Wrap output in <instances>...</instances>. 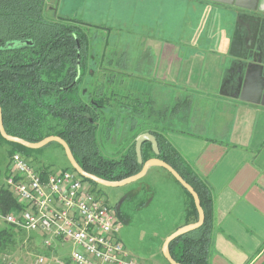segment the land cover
<instances>
[{"label":"crops","instance_id":"0c3cea01","mask_svg":"<svg viewBox=\"0 0 264 264\" xmlns=\"http://www.w3.org/2000/svg\"><path fill=\"white\" fill-rule=\"evenodd\" d=\"M235 1L67 0L74 13L81 11L78 17L86 24L92 26L90 22L97 20L94 27L106 33L114 25L134 30L135 42L150 51L135 58L136 74L126 54L120 53L117 71L140 80L125 91L152 101L147 127L167 140L210 191L208 264H264V104L239 99L228 83L237 67V57L231 52L234 31H245L248 18L243 13L251 12L250 0H237L236 6L231 4ZM50 4L45 8H51ZM59 8L57 1L48 17ZM257 10L264 15V0H258ZM135 119L140 124L144 121L138 115ZM132 133L124 138L129 141ZM149 172L161 185L154 208L149 207L153 198L141 205L142 248L137 252L118 238L130 257L146 264H167L162 244L177 228L191 222L186 215L190 198L166 169L151 166L144 175ZM123 213L118 211L119 230L128 222ZM14 227L13 238L23 247L19 252L12 247L0 252L2 264H59L53 257L60 258L61 264H73L70 240L54 237L45 246L42 231L19 232ZM41 255L46 261L36 262Z\"/></svg>","mask_w":264,"mask_h":264},{"label":"trees","instance_id":"16d2710c","mask_svg":"<svg viewBox=\"0 0 264 264\" xmlns=\"http://www.w3.org/2000/svg\"><path fill=\"white\" fill-rule=\"evenodd\" d=\"M45 6V0H0V107L6 133L28 142L57 135L65 140L85 171L106 180H119L140 170L141 164L137 162L134 151L135 138L140 131H150L158 143V157L193 187L204 212L200 226L169 243L170 254L181 264H208L212 235L209 189L186 167L167 140L147 127L145 121L153 107L150 99L138 97L131 91H119L115 86L107 91L93 88L95 82L102 86L106 79H111L105 75L107 73L118 78L116 68L122 62L117 61V67L107 65L104 75L101 74L104 70L98 69L101 67L99 63L98 67L95 66L98 70H88L90 60L94 62L87 35L89 25L77 17L45 16ZM157 111L163 113L162 110ZM136 115L143 117L142 124L136 123ZM113 129L116 132L112 133ZM120 130L122 135L133 131L130 140L124 135L119 137L123 151L119 150L113 157L105 156L100 149L99 138L120 136ZM0 140L8 145V156L19 152L28 161L32 152L47 145L61 147L50 142L41 148L31 149L7 141L1 135ZM141 154L143 160L154 156L149 142L142 144ZM66 168L74 171L69 162L63 169ZM39 171L45 173L47 169ZM185 192L190 198L187 221L195 222L197 209L191 194L187 190ZM22 208L10 190L0 185V217L10 210ZM15 229L5 220L1 222L0 252L7 249Z\"/></svg>","mask_w":264,"mask_h":264},{"label":"built area","instance_id":"2783aa9c","mask_svg":"<svg viewBox=\"0 0 264 264\" xmlns=\"http://www.w3.org/2000/svg\"><path fill=\"white\" fill-rule=\"evenodd\" d=\"M85 183L70 168L42 173L14 152L5 184L23 208L10 210L2 218L18 229L42 231L45 246L54 237L70 240L73 264H146L130 257L119 240L116 207L102 201ZM45 261L37 256L36 262ZM53 261L63 263L58 257Z\"/></svg>","mask_w":264,"mask_h":264},{"label":"rangeland","instance_id":"374dc122","mask_svg":"<svg viewBox=\"0 0 264 264\" xmlns=\"http://www.w3.org/2000/svg\"><path fill=\"white\" fill-rule=\"evenodd\" d=\"M45 1L46 4L52 1V4H50L52 7L55 6V4L57 5V1L61 2V8H59L60 10H57L56 15L77 17L78 19L80 18L78 16L82 15L81 11L79 12V15L74 13V10L68 6L67 0ZM52 7L49 9L45 8V16H51V13L49 11H52ZM95 21L97 20H92L90 22L92 26L89 25V28L87 30V35L89 37V42L91 45V58H93L94 60V62L90 60L88 70H92L93 68L95 69V66L98 67L99 64L101 66L98 68L99 70H101V68L102 70H104L107 65L117 67V58H119L120 53H123L126 54V57L131 61L127 62L132 64V66L134 65L131 71L134 70L133 73L136 74L137 63L134 62L135 58H139L143 53H150V51H144L142 47L135 42L136 40H134V30H120L114 25L110 27L111 32L106 33L105 31L94 27L93 24L96 23ZM99 25L104 26V23H101ZM106 27L109 28V26ZM144 36H146V34H144ZM91 61L93 63H91ZM118 63H121V61L118 60ZM98 69L96 68L95 70ZM104 73H106L105 70L101 74L104 75ZM105 75L109 76L111 79H106V82L102 86L95 82L94 84H92L94 89L101 88L107 91L108 89H113L112 87L115 86L119 91L125 92L124 90H126V86L130 88V86H135V83L140 81L136 80L135 77L130 78L121 76L119 73L117 74L118 78H116L113 73H107ZM159 97H162V95L160 94ZM114 132L116 131H114L113 129L112 133ZM119 132L120 136H115L117 139L115 137L106 139L104 138V136H101L99 138L100 149L105 156H116L119 150H122V143L118 139L119 137H121L122 131L120 130ZM124 134L125 133L123 132V135ZM7 149L8 145L0 140V185H6L5 177L7 171L9 172L8 165L10 155H7ZM29 161L33 168H35L36 170L47 168L51 171H58L68 165V160L65 156L64 151L56 144H50L40 150L32 152L29 156ZM151 176V172H149L143 177L119 187L92 184L87 181L85 183L87 188L97 193L99 195V198L102 201H105L109 206L120 204V211L127 214L128 222L127 224L123 223L122 227L119 230L118 237L121 238L123 243L136 249L137 252H139L142 248L140 241L142 236V232L140 230V214L142 212L141 205H143V203H145L146 201L150 202L151 198H153L152 204H150L149 207L154 208L160 192L159 188L161 183H158L159 179L157 180L155 176L151 178ZM0 221L4 222V219L0 217ZM143 223L145 224V222ZM18 231L21 232L22 229ZM11 247L13 248V251H17L21 247H23V244L18 243L15 238H12L10 244H8L7 251H10ZM23 250L25 251V249ZM2 263L3 262L0 259V264Z\"/></svg>","mask_w":264,"mask_h":264},{"label":"water","instance_id":"95a60500","mask_svg":"<svg viewBox=\"0 0 264 264\" xmlns=\"http://www.w3.org/2000/svg\"><path fill=\"white\" fill-rule=\"evenodd\" d=\"M237 2L238 1L236 0L231 4H235L236 6L238 5ZM240 7H242V5ZM247 8L251 12L243 13L248 18V24L245 31L241 33L237 28L234 31L231 52L235 53L237 57V71L236 75L228 80V83L232 85L233 95L239 99L255 103L261 102L264 104V16L257 15L258 0H250V5ZM238 17L239 14H237V19ZM0 135L7 141L18 143L31 149H38L50 142H56L62 147L70 166L80 177L105 186L119 187L126 185L143 177L146 170L151 166H160L166 169L177 180V182L191 194L198 213V218L195 222L180 226L166 237L162 244L161 251L165 260L169 264H181L172 258L169 251V243L176 237L200 226L204 221V212L200 205L199 197L193 187L187 183L171 165L158 157L159 148L154 134L143 132L135 138L134 151L137 157V162L141 164V168L137 173L119 180H106L85 171L75 160L65 140L57 135L44 137L38 142H28L20 137L9 135L6 133L3 126L1 107ZM144 142L150 143L152 153L154 154L153 157L146 160H143L141 154V148ZM117 208L118 206H116V210Z\"/></svg>","mask_w":264,"mask_h":264},{"label":"flooded vegetation","instance_id":"af4514ba","mask_svg":"<svg viewBox=\"0 0 264 264\" xmlns=\"http://www.w3.org/2000/svg\"><path fill=\"white\" fill-rule=\"evenodd\" d=\"M257 15H261V16H264L261 12H259V11H257ZM253 22H254V20H253ZM235 71H237V67L235 68ZM230 79V78H229ZM228 79V80H229ZM229 86L231 87L232 85L229 83ZM231 89H232V87H231ZM114 206H118V208H117V214H118V211L120 210V205H114ZM113 206V207H114ZM115 208V207H114ZM121 213H122V211H121Z\"/></svg>","mask_w":264,"mask_h":264}]
</instances>
